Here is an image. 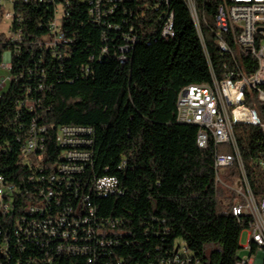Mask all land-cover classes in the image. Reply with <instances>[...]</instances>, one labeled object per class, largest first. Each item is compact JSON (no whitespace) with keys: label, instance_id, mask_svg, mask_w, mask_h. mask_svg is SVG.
Masks as SVG:
<instances>
[{"label":"trees","instance_id":"obj_1","mask_svg":"<svg viewBox=\"0 0 264 264\" xmlns=\"http://www.w3.org/2000/svg\"><path fill=\"white\" fill-rule=\"evenodd\" d=\"M92 1L13 0L9 31L15 37L0 33V64L4 52L12 56L0 93V176L6 187L0 198V264H165L179 245L201 264H236L243 230L232 215L237 196L215 185L214 144L195 146L193 132L176 125V103L183 88L210 84L213 73L229 80L226 72L237 68L249 76L257 64L249 56L232 61L219 48L212 30L221 0H195L204 45L184 0H169L168 8L154 7L155 0L122 3L103 24L89 14ZM57 6L64 12L58 25L63 39L51 46ZM167 9L174 14L175 36L160 39ZM3 13L0 5V25ZM241 99L264 123V104L246 83ZM32 123L45 128L44 145L25 154ZM230 123L258 199L264 195V132L237 115ZM62 126L94 129L92 159L83 173L66 179L60 205L52 201L45 216L57 217L72 206L62 227L68 232L73 220L89 216L90 207L94 219L77 229L76 242L59 234L50 241L39 234L28 240L18 224L42 202L39 182L30 177L56 175L65 163L55 142ZM216 151L230 153L219 146ZM104 176L118 180V193L90 191L91 180ZM237 177L234 162L222 179L232 184ZM68 183L80 189L78 196ZM89 228L96 234L87 240ZM70 243L76 252L66 250Z\"/></svg>","mask_w":264,"mask_h":264},{"label":"built area","instance_id":"obj_2","mask_svg":"<svg viewBox=\"0 0 264 264\" xmlns=\"http://www.w3.org/2000/svg\"><path fill=\"white\" fill-rule=\"evenodd\" d=\"M12 1L0 0V5L4 9L3 21L7 22V33L5 31H0V33L10 38L15 37L9 31ZM131 1L133 0H93L89 14L96 24H103V20L114 13L117 5ZM184 2H190L193 6V17L191 18L197 28L200 41L204 45L195 9V0H184ZM7 4L11 10H6ZM161 4L168 8L169 0H155L153 6H161ZM63 14L61 6H57L55 18L51 24L54 35L51 46L60 43L63 39V35L58 34V25L61 23ZM163 20L160 39L174 38L173 12L167 9ZM212 32L214 38H221L222 45L227 47V54L231 56L230 60L237 62L236 56H249L257 64V70L247 76L240 69L233 68L226 72L229 73V80H218L213 73L210 84H195L183 88L177 96L176 125L193 132L194 144L198 149H205L209 142H213L215 147L214 183L231 190L237 196L232 205V215L236 222L243 226L241 234L245 233L247 240L245 245L240 246L236 264H264V195L255 199L250 190L233 133V123H230V116L237 115L238 111L239 115L245 119V124L257 125L264 132V123L255 118L253 111L245 107L244 100L241 99V83H249L250 95H254L259 102L264 104V101L259 100V91H264V0H221L216 11ZM132 43L134 40L131 41ZM128 45L120 48L122 54L128 51ZM102 53L107 52L103 49ZM11 57V52L2 54L0 71L4 73L8 71V75L0 76V93L9 80ZM120 58L123 62L125 61L123 57ZM28 106L32 107L31 104ZM44 132L45 128L32 123L22 152L31 154L42 150ZM94 136V129L90 127L62 126L58 128L55 142L64 150L61 158L65 159V163L58 165L56 175L43 176L40 172V176L30 177L31 181L39 182V197L42 202L30 207L27 217L18 224L20 231L28 240L35 239L36 234H39V238L47 241L60 235L62 239L71 238L76 242L77 229L85 228L84 226L89 225L90 221L94 219V210L90 207L89 216L80 221L73 220L72 232H68L62 230V227L68 223L67 217L72 211V206L68 207L67 211L59 213L57 217L45 216L46 210H51L52 201L55 202V206L60 205L64 196L61 187L65 186L66 179L83 173L84 166L90 164ZM218 146L225 147L230 153L217 152ZM234 162L237 163L240 177L229 184L222 179V176ZM260 162L264 168V152L260 155ZM47 183L48 185H46ZM70 184L68 183V187L72 189L71 194L78 196L80 189H75ZM5 191L6 187L0 176V196H3ZM90 191L98 196L114 195L119 192L118 180L107 176L93 178ZM83 199L85 204L89 205L90 197L84 195ZM6 208L7 205L4 203V210ZM93 232L96 234L95 229L93 231L90 228L86 229L87 240L90 239L88 237H91ZM75 246L70 243L66 250L76 252ZM61 250L62 245H58L56 251L60 252ZM241 250L245 251L244 254L241 253ZM44 261L46 262V260ZM165 264L201 263L198 260H193L186 248L179 245Z\"/></svg>","mask_w":264,"mask_h":264},{"label":"rangeland","instance_id":"obj_3","mask_svg":"<svg viewBox=\"0 0 264 264\" xmlns=\"http://www.w3.org/2000/svg\"><path fill=\"white\" fill-rule=\"evenodd\" d=\"M7 6V9L6 10H11V7L8 6V4L6 5ZM7 22L3 21L0 25V31H5V33H7ZM3 75V76H7L8 75V71H5V73L3 71H0V76ZM237 118L240 119V120H244V118H242L241 115H237ZM246 240H247V237H246V234L245 233H242L240 235V246L242 245H245L246 244ZM245 251L241 250V253L244 254Z\"/></svg>","mask_w":264,"mask_h":264},{"label":"bare ground","instance_id":"obj_4","mask_svg":"<svg viewBox=\"0 0 264 264\" xmlns=\"http://www.w3.org/2000/svg\"><path fill=\"white\" fill-rule=\"evenodd\" d=\"M190 13H191V16L193 17V6H191V3L190 2H185ZM200 37V36H199ZM217 40V44L219 46V48L224 51V52H227V47H225L224 45H222V41H221V38H216ZM246 85L249 87V83H246ZM259 100L260 101H264V92H261L259 93ZM237 115H239V112L236 113ZM1 198V196H0ZM2 204V203H1ZM2 207L4 208V206L2 205Z\"/></svg>","mask_w":264,"mask_h":264},{"label":"crops","instance_id":"obj_5","mask_svg":"<svg viewBox=\"0 0 264 264\" xmlns=\"http://www.w3.org/2000/svg\"><path fill=\"white\" fill-rule=\"evenodd\" d=\"M2 76V75H1Z\"/></svg>","mask_w":264,"mask_h":264}]
</instances>
